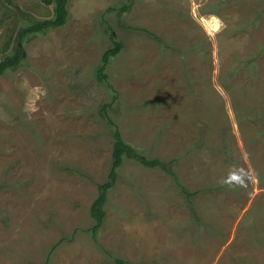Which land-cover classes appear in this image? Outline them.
<instances>
[{
	"label": "rangeland",
	"instance_id": "rangeland-1",
	"mask_svg": "<svg viewBox=\"0 0 264 264\" xmlns=\"http://www.w3.org/2000/svg\"><path fill=\"white\" fill-rule=\"evenodd\" d=\"M124 6L129 10L121 13ZM61 28L40 0H0V264H264V0H68ZM143 30L146 31L143 32ZM107 114L140 155L108 177ZM190 194L195 216L182 194ZM54 248V250H53Z\"/></svg>",
	"mask_w": 264,
	"mask_h": 264
},
{
	"label": "trees",
	"instance_id": "trees-1",
	"mask_svg": "<svg viewBox=\"0 0 264 264\" xmlns=\"http://www.w3.org/2000/svg\"><path fill=\"white\" fill-rule=\"evenodd\" d=\"M41 3L45 6H53V17L48 20H37L32 24L27 26L24 30H22L18 35V40L22 41L25 37L33 34L42 33L44 31L50 29L61 28L65 23H67L68 10L67 4L68 0H40ZM130 6H124L121 9V13H125L129 10ZM143 32L146 33L145 30ZM124 49V44L121 42L114 41L111 48L106 50L101 57L100 65L96 71V79L100 84H106L107 88L113 89L110 85L108 75L106 74V68L109 65L110 59L117 56ZM23 60V53L21 49L17 46V51L10 56H5L0 60V77L7 72L8 70H12L18 68ZM112 101L109 104H105L101 107V115L106 119L108 126L112 130V153H111V167L109 168V174L107 180L100 184L98 189V195L96 199L93 201L90 207V217L93 220L94 224L90 229L92 238L95 239L98 232L100 231L103 222L106 217V212L104 210L108 191L112 189L114 182L117 178V169L121 167L124 159L132 160L144 168L148 169H159L164 172L166 175H169L175 180V183L179 186L178 181L176 179V175L169 169V165H172L174 161L164 162L160 159H151L147 158L143 155H140L135 148L128 145L122 138L120 130L117 128L114 121L107 114V110L112 109V106L117 102V93L112 90ZM181 192L186 196L189 207L192 211V214L195 212V207L192 202V197L195 194L187 193L182 187ZM195 216V214H193ZM54 250V248H53ZM48 264V259L45 262ZM114 264H129L128 262L122 259H115Z\"/></svg>",
	"mask_w": 264,
	"mask_h": 264
}]
</instances>
